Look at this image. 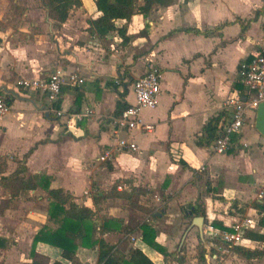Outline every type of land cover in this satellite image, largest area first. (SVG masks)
<instances>
[{
    "label": "crops",
    "instance_id": "0c3cea01",
    "mask_svg": "<svg viewBox=\"0 0 264 264\" xmlns=\"http://www.w3.org/2000/svg\"><path fill=\"white\" fill-rule=\"evenodd\" d=\"M9 1L0 0V96L10 100V113L0 117V179L22 165L26 177L49 176L51 188H62L76 203L94 209L99 222L104 216L123 219L132 229L128 247L141 248L156 264L254 260L233 245L264 254L262 240L243 233L242 242L227 243L208 228L218 222L224 227L218 229L232 230L240 223L244 232L264 231L252 206L264 200V135L256 128L257 109L247 108L246 123L226 153H216L214 142L199 144L211 118L222 114L223 126L232 119L231 96L247 102L253 97L241 67L264 53V0H159L148 14L132 16L127 42L115 31L104 38L89 32L90 20L101 15L94 0H83L62 24L47 18L40 0ZM148 61L143 74L156 67L162 75L159 104L141 112L143 126L151 128L119 129L118 102H135L132 85L143 75L135 78L136 68ZM57 68L75 71L85 81L64 84L56 103L42 90L19 84L47 78ZM80 113L87 114L71 118ZM121 139L137 149L121 148ZM11 154L18 156L17 164ZM114 187L129 197L94 200ZM35 194L50 204L41 188L12 198L0 185V242L6 241L0 245V264H31L35 234L49 217L48 207L34 209ZM196 217L204 218L202 229L194 224ZM145 222L153 223L159 247L144 241ZM123 236L105 234L111 243ZM26 247L28 259L15 260ZM36 251L47 261L63 260L49 244L38 243ZM78 256L83 264H97V249L81 247Z\"/></svg>",
    "mask_w": 264,
    "mask_h": 264
},
{
    "label": "trees",
    "instance_id": "16d2710c",
    "mask_svg": "<svg viewBox=\"0 0 264 264\" xmlns=\"http://www.w3.org/2000/svg\"><path fill=\"white\" fill-rule=\"evenodd\" d=\"M101 15L90 20L89 32L96 34L100 38L106 37L109 33L115 31L127 42L130 36L127 33L128 22L136 13L148 14L155 6L160 5L159 0H94ZM42 8L47 13V18L53 19L56 23H65L73 9L81 7L83 0H40ZM119 19L127 20V23L119 27L116 22ZM124 98V97H123ZM8 103L10 100L6 99ZM116 115L122 113L128 103L125 100L118 102ZM223 115L211 118L204 126V132L199 140L201 145H211L219 137L223 125L220 124ZM238 137L234 134L232 141ZM26 172L22 165L19 169L8 176H2L0 185L8 188L11 197H17L22 190H36L41 188L45 190L50 198L49 217L46 224L40 228L34 237L33 248L31 251V264H83L78 256V250L82 248L97 249V264H156L141 248L131 245L128 248L123 247L128 234L132 229L125 226L123 219L117 217H102V221L97 216V212L86 206L76 203L73 196L62 188H51V178L47 175H36L26 177ZM108 197H126V192L117 190L114 187L110 192H100L95 195L97 202ZM260 213L259 224L264 228V200H255L252 203ZM241 212L245 208L242 207ZM216 228L224 227L214 222ZM108 232H121L124 234L116 243H111L105 238ZM142 234L145 242L154 247H159L156 242V229L151 222L142 224ZM245 236L255 240L264 241V231H245ZM0 245H5L6 241L1 239ZM49 244L61 251L63 260L47 261L43 259L36 251L38 243ZM199 252L201 257L205 254V248L200 244ZM236 253L247 259L262 258L261 250H252L243 245H233ZM171 254V253H170ZM184 262V258H180Z\"/></svg>",
    "mask_w": 264,
    "mask_h": 264
},
{
    "label": "built area",
    "instance_id": "2783aa9c",
    "mask_svg": "<svg viewBox=\"0 0 264 264\" xmlns=\"http://www.w3.org/2000/svg\"><path fill=\"white\" fill-rule=\"evenodd\" d=\"M241 74L244 85L253 93L250 101H244L240 95H233L228 99L227 105L232 108V119L222 127L219 137L213 145L216 153H226L232 145V136L241 132L247 119V108L257 109L258 105L264 101V53H257L255 57L242 64ZM85 81L75 71L65 72L62 68H57L47 78L21 79L19 84L29 89H39L47 93L48 100L53 104L59 100L61 88L64 84L80 85ZM133 93L135 102L129 105L118 117L115 118L116 125L120 128L133 129L142 126L150 129L149 125H144L141 121V112L145 108H156L159 104L161 94L162 75L158 68L153 67L148 72L137 78L133 82ZM10 113V105L7 100L0 96V117ZM60 116H65L62 111L57 112ZM87 113L72 115L71 118L81 119ZM72 119H70V122ZM121 148L137 149V145L128 140L121 139L118 142ZM105 159V156L101 157ZM247 223H252L247 220ZM209 230L227 243H240L244 239L243 229L240 223L232 226V230H220L210 225ZM133 240V238H130Z\"/></svg>",
    "mask_w": 264,
    "mask_h": 264
},
{
    "label": "rangeland",
    "instance_id": "374dc122",
    "mask_svg": "<svg viewBox=\"0 0 264 264\" xmlns=\"http://www.w3.org/2000/svg\"><path fill=\"white\" fill-rule=\"evenodd\" d=\"M8 3L10 2L9 0H6ZM38 2L36 1H34V3H32L34 6L37 4ZM17 14H21V13H17ZM7 15H15L13 12H8L7 13ZM22 16V15H21ZM16 17V16H15ZM18 17H20V16H17L16 18H18ZM18 21H20L19 19H18ZM151 63V62H150ZM150 63H149V61H148V63H146L144 66L143 65H141V66H139L138 68H136V70L138 71V75L137 76H135V78L136 77H138L140 74H143L147 69H148V67H149V65H150ZM134 78V79H135ZM10 159L13 161V163H15V164H17V162H18V156L17 155H15V154H11V156H10ZM13 167H15V165L13 164L12 165ZM44 197H45V195L44 194H42ZM38 197H39V194H35L34 196H32V198L34 199V203H33V206H34V209H37V208H39V207H48V209L50 208V204H48V205H46V202L45 203H42V199H38ZM22 198L23 199H26L27 198V194H24L23 196H22ZM30 199V198H29ZM264 199V198H263ZM44 201V200H43ZM129 215H131V217L133 216V217H136V216H134V215H136V214H133V213H131V214H129ZM243 229V228H242ZM244 234H245V232H243ZM27 237H22V239H23V241L22 242H26L27 241V239H26ZM129 240L127 239L126 240V242L124 243L125 244V248H127L128 247V245H129ZM30 251H29V248L28 247H26L25 249H23L22 250V252L21 253H19V254H17V257H16V259L15 260H18V261H20V262H22V263H24L25 262V260L26 259H28V256H27V254L29 253ZM192 256H194V259L196 258L195 257V254H191ZM232 256V255H231ZM231 256H228L227 258H231ZM197 257H199L198 256V254H197ZM43 259H45L46 260V257H42ZM193 258V257H192ZM192 258H188V262H190V260H192ZM236 259L237 258H234V261H236ZM191 263V262H190ZM24 264H27L26 262L24 263ZM198 264H202V262H200L199 261V263ZM248 264H264V255H263V257L262 258H255L252 262H249Z\"/></svg>",
    "mask_w": 264,
    "mask_h": 264
},
{
    "label": "water",
    "instance_id": "95a60500",
    "mask_svg": "<svg viewBox=\"0 0 264 264\" xmlns=\"http://www.w3.org/2000/svg\"><path fill=\"white\" fill-rule=\"evenodd\" d=\"M256 128L257 130L264 135V101L261 102L256 111ZM72 131L76 133L75 129L72 128ZM194 224L202 229L204 225L203 217H196L194 219Z\"/></svg>",
    "mask_w": 264,
    "mask_h": 264
}]
</instances>
